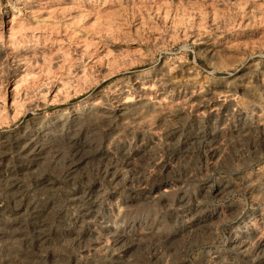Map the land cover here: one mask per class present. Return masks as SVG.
I'll list each match as a JSON object with an SVG mask.
<instances>
[{"label":"rangeland","instance_id":"374dc122","mask_svg":"<svg viewBox=\"0 0 264 264\" xmlns=\"http://www.w3.org/2000/svg\"><path fill=\"white\" fill-rule=\"evenodd\" d=\"M0 264H264V0H0Z\"/></svg>","mask_w":264,"mask_h":264},{"label":"bare ground","instance_id":"6f19581e","mask_svg":"<svg viewBox=\"0 0 264 264\" xmlns=\"http://www.w3.org/2000/svg\"><path fill=\"white\" fill-rule=\"evenodd\" d=\"M106 109V108H105ZM79 147V146H78Z\"/></svg>","mask_w":264,"mask_h":264}]
</instances>
